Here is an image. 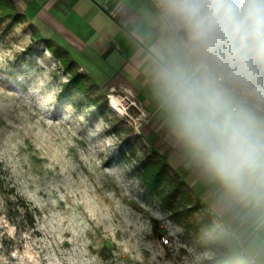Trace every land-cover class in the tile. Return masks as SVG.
<instances>
[{"label": "rangeland", "instance_id": "obj_1", "mask_svg": "<svg viewBox=\"0 0 264 264\" xmlns=\"http://www.w3.org/2000/svg\"><path fill=\"white\" fill-rule=\"evenodd\" d=\"M48 1L16 0V20L0 7V264H221L236 234L178 196L179 219L142 175L165 158L129 76L146 6L195 63L184 34L156 0H119L135 24L115 0Z\"/></svg>", "mask_w": 264, "mask_h": 264}, {"label": "clouds", "instance_id": "obj_2", "mask_svg": "<svg viewBox=\"0 0 264 264\" xmlns=\"http://www.w3.org/2000/svg\"><path fill=\"white\" fill-rule=\"evenodd\" d=\"M196 74L170 93L180 132L230 192L264 204V0H156Z\"/></svg>", "mask_w": 264, "mask_h": 264}, {"label": "crops", "instance_id": "obj_3", "mask_svg": "<svg viewBox=\"0 0 264 264\" xmlns=\"http://www.w3.org/2000/svg\"><path fill=\"white\" fill-rule=\"evenodd\" d=\"M30 0H18L24 9ZM49 0L43 6H51ZM122 1L115 0L109 10L119 15L123 23H142L134 13L123 11ZM145 10L150 15L151 24L145 31L147 36L131 60L130 79L145 78L138 87L133 85L141 102L146 106L152 129L150 141L168 160L172 168L195 191L203 206L220 217L223 223L236 234L238 242L255 264H264V204H257L250 199L227 190L218 179L208 171L200 161L194 149L182 136L175 114L170 93L173 75L192 76L196 74L195 63L190 60L180 47L171 45L157 17L149 4Z\"/></svg>", "mask_w": 264, "mask_h": 264}, {"label": "trees", "instance_id": "obj_4", "mask_svg": "<svg viewBox=\"0 0 264 264\" xmlns=\"http://www.w3.org/2000/svg\"><path fill=\"white\" fill-rule=\"evenodd\" d=\"M0 7L2 8L4 15H7V17L12 20L21 19L26 15L24 11H19L16 0H0ZM73 76L74 79L78 77L76 74ZM153 151L155 153L157 152L156 149ZM141 167L145 184L151 191L157 195H161L163 200L169 203V207L174 209V213L179 216V219L183 216V210L177 208L174 204L175 201H178V196L181 200L191 203L192 208L196 210L202 209L203 204L201 199L197 196L189 184L181 178L180 174L172 168L166 158L159 157L152 159V157L148 156L147 160L142 161ZM2 168V162L0 161V188L6 189L2 175ZM169 168L173 169L176 176H174L175 178L168 174ZM165 186L171 187V191L167 192L164 190ZM239 247V242L236 240L229 256L224 258L221 261V264H249V258H247L245 253H240V250H238Z\"/></svg>", "mask_w": 264, "mask_h": 264}, {"label": "built area", "instance_id": "obj_5", "mask_svg": "<svg viewBox=\"0 0 264 264\" xmlns=\"http://www.w3.org/2000/svg\"><path fill=\"white\" fill-rule=\"evenodd\" d=\"M242 252L244 253V252H245V250H242Z\"/></svg>", "mask_w": 264, "mask_h": 264}]
</instances>
